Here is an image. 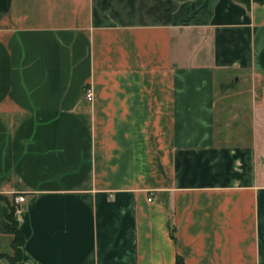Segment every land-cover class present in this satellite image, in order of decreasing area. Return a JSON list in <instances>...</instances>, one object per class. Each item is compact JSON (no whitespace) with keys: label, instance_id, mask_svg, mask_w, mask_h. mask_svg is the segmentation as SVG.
<instances>
[{"label":"crops","instance_id":"crops-1","mask_svg":"<svg viewBox=\"0 0 264 264\" xmlns=\"http://www.w3.org/2000/svg\"><path fill=\"white\" fill-rule=\"evenodd\" d=\"M11 209L21 264H264V3L0 0V264Z\"/></svg>","mask_w":264,"mask_h":264},{"label":"trees","instance_id":"trees-1","mask_svg":"<svg viewBox=\"0 0 264 264\" xmlns=\"http://www.w3.org/2000/svg\"><path fill=\"white\" fill-rule=\"evenodd\" d=\"M244 2H250L251 0H239ZM259 3H264V0H254ZM15 209H11V211L8 213V231L14 234V240L12 243V246L14 248V257H11V264H21L23 259V246L25 243V237L22 231L18 227V222L15 218ZM176 264H184L183 260L180 256H177Z\"/></svg>","mask_w":264,"mask_h":264},{"label":"built area","instance_id":"built-area-1","mask_svg":"<svg viewBox=\"0 0 264 264\" xmlns=\"http://www.w3.org/2000/svg\"><path fill=\"white\" fill-rule=\"evenodd\" d=\"M86 98L90 101L93 99L92 90H90V89L86 90ZM26 200H27V196L24 194H19V195L15 196V198H14V201L16 204H21V203L25 202Z\"/></svg>","mask_w":264,"mask_h":264}]
</instances>
